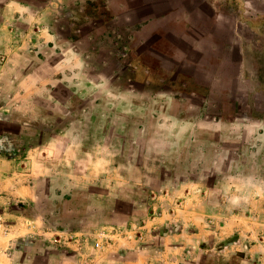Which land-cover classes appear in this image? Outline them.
<instances>
[{"label": "rangeland", "instance_id": "374dc122", "mask_svg": "<svg viewBox=\"0 0 264 264\" xmlns=\"http://www.w3.org/2000/svg\"><path fill=\"white\" fill-rule=\"evenodd\" d=\"M51 3L58 45L75 44L83 68L38 69L39 80L66 86L35 95L61 91L64 100L38 104L20 93L0 114V230L10 256L31 245L21 258L30 261L46 240L61 239L79 252L80 225L93 224L83 237L97 249L116 235L134 238L132 210L150 203L154 219L173 192L181 205L188 198L183 210L198 228L165 225L156 238L183 228L200 238L205 227L264 206V0ZM234 225L195 257L234 255L237 264Z\"/></svg>", "mask_w": 264, "mask_h": 264}, {"label": "crops", "instance_id": "0c3cea01", "mask_svg": "<svg viewBox=\"0 0 264 264\" xmlns=\"http://www.w3.org/2000/svg\"><path fill=\"white\" fill-rule=\"evenodd\" d=\"M51 4V0L39 2L6 0L2 4L0 9V114L2 111L9 110L6 105L12 109L18 106L16 98L20 93H25L27 98L33 99L38 104L44 101L62 102L64 100L60 97L61 91L59 97L50 91L38 97L35 95L37 88L44 92L51 84L62 85L63 83L60 82L61 80L47 78L49 75H43L39 80L35 76L38 69L44 70L47 66L49 70L55 71L65 69L78 71L83 68L79 63L80 51L75 44L64 47L58 45L57 35L52 31ZM42 81L46 84L38 87L39 82ZM63 85L66 86V82ZM10 86H15V91L8 97L6 87ZM0 173H3L2 169ZM9 190L11 199L16 200L19 193L16 185L13 184ZM32 196H35L34 191ZM170 197L171 205L154 219L148 218L149 211L146 213L150 203H146L141 209H133L127 227L130 233L135 235L134 231L137 227L134 226H139L140 233L136 231L137 236L130 239L127 235H116L113 243L103 249H97L95 241L83 237L86 233L95 230L93 224H87L86 227L80 225L79 243L75 244L79 246V252L69 253L66 245L71 242L64 239L46 240L42 249L29 257L30 261H23L22 256L30 255L33 247L30 245L24 251L18 248L17 253L15 251L16 254L13 253L10 256L6 248L10 245L11 239L0 230V264H231L234 255L226 257L219 253L207 252L214 260L213 262L207 255L199 259L195 256L197 248L204 244L206 246L221 244L230 235L229 225L234 223L236 225L233 226L232 232L236 234V239L232 247L236 249L237 264H264V206L254 213H241L229 220L228 218L221 220L214 229L205 227L206 234L200 238H197V235H191V230L188 228H183L187 230L185 235L170 230L164 236H159L161 238H156L157 231L154 230L165 225L174 228V225L178 226L180 223L198 228L190 217L192 213L183 210L185 205L189 204V201H186L188 198L184 199L181 205L178 200L179 194L173 192ZM207 199L204 197L201 201L204 217L211 212ZM155 205L158 204L155 203ZM191 210L195 212L196 206L193 205ZM91 214L94 215L93 210ZM206 219L207 217L202 220L206 222ZM150 230L153 234L148 235L147 232ZM130 255L133 256L130 257Z\"/></svg>", "mask_w": 264, "mask_h": 264}, {"label": "built area", "instance_id": "2783aa9c", "mask_svg": "<svg viewBox=\"0 0 264 264\" xmlns=\"http://www.w3.org/2000/svg\"><path fill=\"white\" fill-rule=\"evenodd\" d=\"M96 246H100V242H96V244H95Z\"/></svg>", "mask_w": 264, "mask_h": 264}]
</instances>
